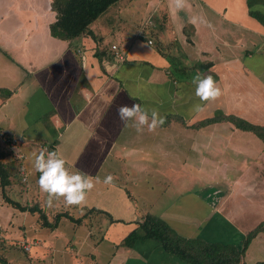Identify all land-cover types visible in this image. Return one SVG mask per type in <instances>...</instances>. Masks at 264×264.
Segmentation results:
<instances>
[{
    "label": "crops",
    "instance_id": "1",
    "mask_svg": "<svg viewBox=\"0 0 264 264\" xmlns=\"http://www.w3.org/2000/svg\"><path fill=\"white\" fill-rule=\"evenodd\" d=\"M19 2H15L11 15V36L17 41L16 47L7 48L20 50V54L12 51L16 54L10 63L23 64L26 74L17 85L7 74L6 82L0 83V89L11 93L0 99V134L6 140L18 141L17 150L25 156L22 166L29 180L24 189L13 187L8 192L10 198L38 204L49 219L60 214L78 217V227H83L84 219L98 215L108 223L88 229L87 238L93 231H103L101 239L114 248L146 214L164 220L172 229L171 220L191 221L195 236H181L196 237L199 225L215 215L200 191L186 193L161 210L141 212L137 204L143 203L147 189H153L157 179L151 173L159 172L161 157H171L174 147V151L178 150L175 139L189 140L190 147L199 152H205L207 147L209 151L220 139L225 141L216 131H221L224 124L226 132L228 124L194 130L196 123L219 111L264 126V0H188L189 6L178 13L170 0H120L92 23V36L70 42L49 33L56 19L51 0L34 2V28L27 20L19 21ZM193 17L203 18L212 27L194 24ZM5 18L0 17L1 23ZM1 35L5 41L8 33L2 31ZM208 63L211 66L206 70ZM197 74L211 75L216 81L222 91L216 101L201 104L193 83ZM137 103L149 112L157 110L166 118L165 123L154 132L145 126L138 133L133 127L135 121L121 122L117 109ZM198 104L199 111L195 110ZM10 108L16 110L11 112ZM19 116L24 126L16 132L12 125ZM228 128L231 137L235 130ZM186 142L182 141V145ZM26 146L30 147L29 153ZM48 146H52L50 152L65 159L70 172L78 170L93 178L95 187L88 193L85 205L67 206L61 198L53 201V207L47 206V195L37 183L40 173L35 170L34 157ZM165 148L168 151L164 154ZM147 158L151 159L147 162ZM149 162L157 163V168L149 170ZM254 162L255 159L243 160L237 168L245 169L242 166ZM108 175L115 177L113 184L104 183ZM243 176L237 179L241 182ZM226 179L236 183L235 178ZM206 187L209 183L201 184V192ZM190 207L203 209L199 224L194 223L195 216H190ZM20 219L13 224L24 230L27 225L22 226ZM62 220L67 219L62 218L54 229L38 228L29 222L28 240L26 234L15 235L19 245L30 246L26 254L33 251L38 258L28 264H46L42 258L53 252L49 243L58 241L57 234L64 229ZM10 226L8 223L5 230ZM72 228L70 231L75 230ZM7 238L6 235L0 241L1 249L8 246ZM74 238L82 247L85 239L79 235ZM70 243L60 254H66ZM131 250L142 255L140 264L143 259H148V264H185L165 254L153 241L137 243ZM125 259L127 264L129 257ZM50 263L55 264L53 258Z\"/></svg>",
    "mask_w": 264,
    "mask_h": 264
},
{
    "label": "rangeland",
    "instance_id": "2",
    "mask_svg": "<svg viewBox=\"0 0 264 264\" xmlns=\"http://www.w3.org/2000/svg\"><path fill=\"white\" fill-rule=\"evenodd\" d=\"M16 1L17 0H0V17L7 16V18L3 19L2 23L0 21L1 84L6 82V74L9 80L13 79L16 81V85L19 83L20 78L26 74V69L23 64L18 62L15 64L10 63V61H13L12 58H15L16 52L20 54V50H13L14 47H16L17 41L11 36V15L14 14L12 10H14ZM19 1L18 4L20 6H18L16 12L19 16V21L24 23V21L27 20L28 23H32L30 27L34 28L36 25L35 16H37L36 13H34V2H36V0ZM13 23H15V21H13ZM2 31L8 33L5 41H2L4 38L3 35H1ZM22 33V35H24L23 30ZM7 46H13V49L7 48ZM10 109L11 112L16 110V108ZM220 114L222 113L219 111L216 113V115ZM5 122H7V119H5ZM14 124L15 125H12L13 128L16 132H19L20 128L24 126L21 116L18 117ZM1 126L2 129H6L3 125ZM224 126L225 125L222 124L221 131H216V133L219 134L218 136L220 138L225 139V141L222 139L216 141V146H213L209 151L208 147L205 149V152L193 150L190 147L189 140L186 142L185 139H181V141L175 139L178 144V150L174 151V147V153H172L171 157H161V161L158 163L159 172L151 173L152 176L154 175L156 177L157 181L153 189H147V194L142 198L143 203L137 204V208L141 210V212L145 210L165 209L179 197L181 198L186 195V193L200 191V194H203L204 200L208 206L213 209L211 211L216 215V218L211 222L212 225L215 224V222L219 223L220 229L213 232L212 228L215 225L211 228V223L208 220L206 227L199 225L197 236L208 238L207 240L237 243L239 245L240 241H242L241 237L244 236L245 233L252 230L259 223L264 222V145L249 132L235 130V134L230 137L229 133H231V130L228 128L229 125L227 126L226 132L223 131ZM16 132L15 134L18 136ZM182 141L186 142V144L182 145ZM25 149L28 153L30 152L27 150L30 149L29 146H26ZM15 150L18 151L17 149ZM10 151L12 153L11 149ZM166 151H168V148L164 149V154ZM200 153H203L204 156L202 157ZM149 159L151 158H147V162ZM248 159H255V162L251 165L242 166L245 167V169L241 168L238 170L237 166L239 167L243 160ZM259 161H261L262 165L257 164V162L260 163ZM153 163L155 162L148 163V167L150 166L149 170L154 169V167L157 168V163ZM149 173L150 172H148V174ZM238 175H245V177L243 176L244 180L240 182L237 179ZM228 177H230V179L235 178L236 183L233 184L232 180L228 181L226 179ZM208 183L209 188L206 187L202 189L201 192V184ZM21 187H23V189L26 188V186ZM18 190L21 191L20 189ZM7 191H12V188ZM27 203L28 202L21 201L22 205H27ZM197 209L199 211L194 209V207H190L189 214L192 217L195 216L196 219L194 223L199 224L201 222L200 218L202 217L201 212L203 209L200 207H197ZM12 214L15 216H12ZM17 214L18 212L2 204L0 195V241L6 238L7 235L8 238L6 243L8 246L5 247V250H9L6 253H1H3L8 264H28L29 260H37L38 258H36V254L34 255L33 251L27 254L21 252V248H27V251H29L30 246L26 244L19 245L17 240H15V235L23 236L26 234L25 236L28 240L30 238L27 234L28 223H36L38 221V216L36 214L30 216L28 213H26L25 216H19ZM97 216L98 215H94L88 219H84L82 221L83 227H74L70 221L62 220V226L64 225L62 228L64 229L58 232L57 235H60L58 241L55 244H52V242L49 243L53 246V252L42 258L45 260L46 264H53L50 263L51 258H53L55 264H126L125 258L127 256L129 257L127 264H140L138 259H140L142 255L139 252H134L131 249L121 246H117V248L112 247L110 243H107L106 239H104L106 242L101 239L104 235L103 231H93L91 236L87 238L86 232L88 229H94L96 226L102 227L108 223V221ZM19 219L21 225L23 224L22 226L27 225L24 230L16 229L13 224L15 220L18 221ZM51 220L52 219H50V221ZM8 223H10L11 226L9 228L11 229L5 230ZM171 224L175 229L173 230L178 235L188 234L190 236H195L194 230L190 227L192 225L191 221H187L186 223L184 220H171ZM72 227L75 228L74 231H70ZM74 235L75 237L77 235L82 236V238L85 239L82 247H80V241H76L77 239L74 238ZM209 236H211L212 239H210L211 237L209 238ZM67 242H71V246L68 247L71 249L68 250V248H66V254H60L62 251H65V249L62 250V248H65ZM1 244L0 242V245ZM54 251H57V253L55 254ZM24 252L26 251L24 250ZM91 255L93 257H91ZM174 259L176 258L174 257ZM263 261L264 234H261L251 241L242 264H257ZM143 262L145 264L149 263L148 259H143ZM158 264L164 263L160 262Z\"/></svg>",
    "mask_w": 264,
    "mask_h": 264
},
{
    "label": "trees",
    "instance_id": "3",
    "mask_svg": "<svg viewBox=\"0 0 264 264\" xmlns=\"http://www.w3.org/2000/svg\"><path fill=\"white\" fill-rule=\"evenodd\" d=\"M119 1L51 0V11L54 12L56 19L49 26V33L51 37L66 42L85 35L92 36L90 32L92 23L106 12L109 7ZM210 66L211 64L208 63L204 67L208 70ZM10 94L9 91L0 89V99H6ZM221 123L228 124L234 130L253 134L264 145V126L251 124L234 115H214L210 119L196 123L192 129L198 130L206 126ZM6 139L5 135L0 134V195L2 204L18 213L36 214L39 221L36 222L38 228L54 229L62 218L67 219L74 226H79L81 219H74L68 214H60L51 218L52 220L50 221L45 211L39 208L38 204L30 202L27 205H22L20 201L10 198L8 189L15 186H27L28 183L22 182L20 170L24 167L22 166V162L13 159ZM51 147L48 146L47 148L49 152ZM215 218V215L211 216L210 223ZM206 225L205 223L203 227H206ZM213 225L211 223L213 232L220 229L219 223L215 222ZM261 234H264V222L259 223L252 230L245 233L241 237L242 241H240L239 245L237 243L207 240L208 238L206 239L201 236L187 238L178 235L164 220L154 215L146 214L140 218V222L136 225V228L128 233L118 246L132 249L137 243L142 244L147 241H153L165 254H170L185 264H242L251 241ZM8 251L0 248V264H8L3 253H1ZM20 251L25 254L27 252H24L22 248ZM257 264H264V261Z\"/></svg>",
    "mask_w": 264,
    "mask_h": 264
},
{
    "label": "clouds",
    "instance_id": "4",
    "mask_svg": "<svg viewBox=\"0 0 264 264\" xmlns=\"http://www.w3.org/2000/svg\"><path fill=\"white\" fill-rule=\"evenodd\" d=\"M175 12L188 7V0H170ZM260 8V5L255 6ZM194 24L200 23L211 28L212 25L201 17H193ZM195 84V95L201 104L204 102L216 101L222 91L211 75L197 74L193 78ZM195 110H201V105L195 106ZM117 114L121 122L127 124L128 121H135L133 127L138 133L143 132L147 126L149 132H154L165 123V117L161 116L157 110H151L140 104H133L131 107L121 105L117 109ZM65 159L61 158L57 152H49L42 148L38 155L34 157L35 170L40 173L37 181L42 192L47 195L46 204L53 207V201L63 198L67 206H83L87 202L88 193L95 187L93 178L80 171L70 172L65 166ZM115 177L108 175L104 179L105 184H113Z\"/></svg>",
    "mask_w": 264,
    "mask_h": 264
},
{
    "label": "built area",
    "instance_id": "5",
    "mask_svg": "<svg viewBox=\"0 0 264 264\" xmlns=\"http://www.w3.org/2000/svg\"><path fill=\"white\" fill-rule=\"evenodd\" d=\"M117 57L121 58L120 56H117ZM6 142H8V146L12 150V154H13L12 157H13V159L14 160H17V161H20V162H23L24 159H25V156L15 150V149H17L18 141L17 140H9L8 139V140H6ZM20 176H21L22 182H26L27 175H26V172H25V169L24 168H22L20 170ZM23 250L27 251L28 249L27 248H23Z\"/></svg>",
    "mask_w": 264,
    "mask_h": 264
}]
</instances>
